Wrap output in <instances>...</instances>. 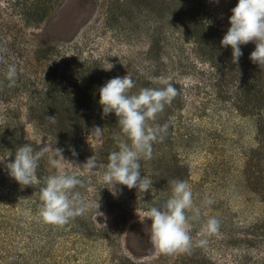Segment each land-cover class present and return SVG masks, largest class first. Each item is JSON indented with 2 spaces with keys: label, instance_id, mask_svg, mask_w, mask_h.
Listing matches in <instances>:
<instances>
[{
  "label": "rangeland",
  "instance_id": "1",
  "mask_svg": "<svg viewBox=\"0 0 264 264\" xmlns=\"http://www.w3.org/2000/svg\"><path fill=\"white\" fill-rule=\"evenodd\" d=\"M234 7L231 0H0V264H264V65L250 60L255 42L241 46L238 63L221 46ZM80 64L97 68L87 88L128 74L129 93L163 87L160 78L177 89L178 108L148 121L171 126L168 140L158 134L151 158L141 156L149 191L116 185L114 195L105 168L79 167L94 155L107 165L118 140L131 146L119 124L91 120L62 143L60 107L36 101L49 77L73 82L69 70ZM9 65L18 73L11 86ZM251 89L256 98L247 105ZM97 126L99 141L91 135ZM24 144L63 149L65 160L53 166L46 154L36 183L20 185L5 164ZM180 167L199 217L186 210L190 247L163 253L151 241L147 213L171 197L179 177L170 175ZM60 173L82 181L74 191L88 207L53 225L39 215L40 187ZM210 218L219 221L215 232L206 229Z\"/></svg>",
  "mask_w": 264,
  "mask_h": 264
},
{
  "label": "clouds",
  "instance_id": "2",
  "mask_svg": "<svg viewBox=\"0 0 264 264\" xmlns=\"http://www.w3.org/2000/svg\"><path fill=\"white\" fill-rule=\"evenodd\" d=\"M219 3V0H216ZM230 27L221 40L222 47H231L233 63H238L243 52L242 45L255 42V50L250 60L264 65V0H238L229 18ZM111 69V68H110ZM108 69V70H110ZM15 65H9L6 78L10 86L14 85L17 77ZM160 88H142L138 94H129L134 82L127 74L107 81L99 89V104L103 115L115 114L121 132L131 141L128 143L118 140V151L108 156L107 165L98 164L96 156L87 159L79 166L85 170L105 168L103 181L113 186L124 185L129 189L147 192L152 187V180L148 176H141L140 159L151 158L152 142L157 140L158 134L166 131L167 125L153 128L149 120H155L158 113L164 110L178 94L177 89L165 78H160ZM55 123L56 117H47ZM104 130L95 127L91 135L97 141L103 138ZM162 139V137H161ZM73 156L77 155L74 149ZM49 156V163L58 166L63 157V149L53 148L45 144L40 150H34L31 144H24L16 149L15 159L5 164L8 174L20 185H34L37 181L36 171L39 162L45 155ZM5 159L0 158V163ZM82 181L75 174L64 173L47 177L44 186L40 187V200L43 202L39 215L45 223L64 225L73 217L85 212L88 205L81 199L80 193L74 191ZM172 195L160 207H151L147 215L152 221L151 241L160 252L169 253L176 250H186L190 247L191 237L186 230L189 217L186 210L193 212L192 219L199 217V209L193 208V194L186 181L173 180ZM211 204L212 201L208 200ZM102 215V213H101ZM219 221L215 218L207 220L206 229L209 232L218 230ZM205 241H201V244Z\"/></svg>",
  "mask_w": 264,
  "mask_h": 264
},
{
  "label": "trees",
  "instance_id": "3",
  "mask_svg": "<svg viewBox=\"0 0 264 264\" xmlns=\"http://www.w3.org/2000/svg\"><path fill=\"white\" fill-rule=\"evenodd\" d=\"M232 4L236 7L238 0H231ZM39 12V11H38ZM45 12V11H44ZM29 21V20H28ZM85 64H80L79 67L76 68H70V72L72 73V76L74 77L73 82L69 81L63 82L62 79L60 80L59 77L57 79H54L52 82V78H48L47 87L43 86V89L40 91H37V102L41 105H46L44 107L50 106L52 103L54 106H59L60 109L58 110V117L56 121L57 129L59 130V134L57 136L59 137L62 143H68L67 141L71 138L76 136V129H72V127L77 128V126H87L91 120L96 121L99 125H117V117L115 114H109L108 116L103 115L102 106L99 104L100 96L96 95V91H99V89L102 86L93 87H86V84L88 81L92 79L94 75H97V68L96 66L91 67L90 69L88 67H85ZM97 77V76H96ZM145 88H148V86L144 85ZM242 91H245L244 88ZM246 92V91H245ZM250 95L246 98L243 97L244 102L248 105L252 103V98H256V94L253 93V90L251 89L248 92ZM99 94V92L97 93ZM130 95L133 93H129ZM176 97L173 98L172 102L170 104H166L164 107V110L161 113H158L159 116H163L165 114V111L169 108H173L172 106H175L178 108V101L175 103ZM51 103V104H50ZM86 103V104H85ZM92 104L95 107V110H89L85 105ZM96 106L98 108H96ZM53 108V107H52ZM55 108V107H54ZM55 111V109H54ZM166 118H171V115H168ZM167 130H171V126L167 124ZM162 137V141H166L167 133L164 132V135L160 134ZM158 139V138H157ZM76 141V140H75ZM157 141V140H156ZM154 141L152 143V148L156 147L158 143H155ZM161 146V145H160ZM260 156V154H259ZM178 174H171L170 179L173 177H179V180H182L184 177V174L182 173L184 169L182 167L179 168ZM186 171V170H185ZM177 180V179H175ZM166 189V188H165ZM164 191V190H163ZM166 199L170 198V195H165ZM164 198V199H165Z\"/></svg>",
  "mask_w": 264,
  "mask_h": 264
}]
</instances>
